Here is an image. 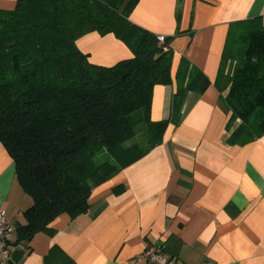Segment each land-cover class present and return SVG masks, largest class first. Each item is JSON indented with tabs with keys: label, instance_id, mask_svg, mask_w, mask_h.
Listing matches in <instances>:
<instances>
[{
	"label": "trees",
	"instance_id": "obj_1",
	"mask_svg": "<svg viewBox=\"0 0 264 264\" xmlns=\"http://www.w3.org/2000/svg\"><path fill=\"white\" fill-rule=\"evenodd\" d=\"M139 1L16 0L12 10H0V143L33 199L19 238L51 233L60 215L85 212L94 188L160 145L167 126L182 119L187 95L210 86L182 60L170 116L151 119L153 88L172 83L171 43L184 32L178 11L175 35L159 42L130 20ZM93 32L114 35L132 56L112 66L91 63L77 41ZM215 85L231 112L228 142L264 135L261 17L230 25ZM139 136L146 140L135 141Z\"/></svg>",
	"mask_w": 264,
	"mask_h": 264
},
{
	"label": "crops",
	"instance_id": "obj_2",
	"mask_svg": "<svg viewBox=\"0 0 264 264\" xmlns=\"http://www.w3.org/2000/svg\"><path fill=\"white\" fill-rule=\"evenodd\" d=\"M15 5L0 0V10ZM178 11L184 33L171 43L172 83L153 88L151 119L170 116L182 60L211 84L187 95L182 119L167 126L160 145L94 188L85 212L60 215L51 233L19 238L33 199L0 143V211L16 226L14 264H145L136 257L149 245H163L176 264H264V135L244 145L228 142L231 112L215 85L230 25L253 17L264 24V0H140L130 20L173 36ZM77 46L96 65L132 56L112 34L89 33Z\"/></svg>",
	"mask_w": 264,
	"mask_h": 264
},
{
	"label": "built area",
	"instance_id": "obj_3",
	"mask_svg": "<svg viewBox=\"0 0 264 264\" xmlns=\"http://www.w3.org/2000/svg\"><path fill=\"white\" fill-rule=\"evenodd\" d=\"M159 42L164 37L158 35ZM16 233V226L9 221L4 210L0 211V264H14L12 255L19 247L13 237ZM138 262L145 264H176L164 251L163 245H149L136 257ZM206 264H214L212 262Z\"/></svg>",
	"mask_w": 264,
	"mask_h": 264
},
{
	"label": "rangeland",
	"instance_id": "obj_4",
	"mask_svg": "<svg viewBox=\"0 0 264 264\" xmlns=\"http://www.w3.org/2000/svg\"><path fill=\"white\" fill-rule=\"evenodd\" d=\"M139 135H141V134H139ZM134 140L142 143L146 140V136H139V137H136Z\"/></svg>",
	"mask_w": 264,
	"mask_h": 264
}]
</instances>
